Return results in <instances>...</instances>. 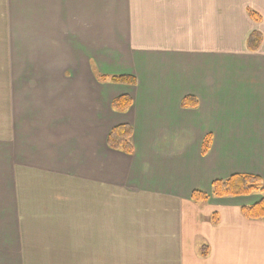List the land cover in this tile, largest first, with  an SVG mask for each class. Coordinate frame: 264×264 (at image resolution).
<instances>
[{
  "label": "crops",
  "instance_id": "1",
  "mask_svg": "<svg viewBox=\"0 0 264 264\" xmlns=\"http://www.w3.org/2000/svg\"><path fill=\"white\" fill-rule=\"evenodd\" d=\"M3 123L0 264H264V219L242 214L262 195L211 196L264 181V0H0ZM123 125L133 155L107 144Z\"/></svg>",
  "mask_w": 264,
  "mask_h": 264
},
{
  "label": "trees",
  "instance_id": "2",
  "mask_svg": "<svg viewBox=\"0 0 264 264\" xmlns=\"http://www.w3.org/2000/svg\"><path fill=\"white\" fill-rule=\"evenodd\" d=\"M255 14L252 17L255 18ZM261 34L255 32L248 39V47L251 51H257L261 45ZM96 76L102 84L128 85L136 86L137 79L128 75H102L96 73ZM132 105L129 97H120L112 102V108L117 112H127ZM198 101L192 97H187L182 101V108H197ZM133 129L129 125L118 126L109 134L107 144L110 149L120 151L128 155L134 154L132 143ZM212 143V137L208 136L204 139L202 146V155L206 156L209 153ZM253 194L262 195V200L250 207L242 208V214L250 220L264 219V181L260 177L253 175L238 174L226 180H218L212 184V197L227 198V197H243ZM210 195L200 192H194L192 200L195 202L207 203Z\"/></svg>",
  "mask_w": 264,
  "mask_h": 264
},
{
  "label": "rangeland",
  "instance_id": "3",
  "mask_svg": "<svg viewBox=\"0 0 264 264\" xmlns=\"http://www.w3.org/2000/svg\"><path fill=\"white\" fill-rule=\"evenodd\" d=\"M134 16V14H133ZM103 75V74H102ZM74 84V78L71 79V83L70 84ZM5 94V93H3ZM115 100V99H114ZM113 100V101H114ZM113 109V108H112ZM114 110V109H113ZM52 111V110H50ZM115 111V110H114ZM117 112V111H115ZM51 115H55L54 112L52 111V113H50ZM56 115H60L59 112L56 113ZM62 116V115H61ZM74 121V117L71 116L70 117V121ZM10 129V124L8 126H6V123L0 124V138H2V135H6ZM69 142H72V140H69ZM73 150V147H69V153H71V151ZM38 238V237H36ZM6 239L5 236H1L0 237V249L3 247L5 248L7 244H3V241ZM72 243H75V236L72 237ZM36 242H39L38 239H36ZM46 255L50 254L52 256V264H81V262L79 261L82 257L85 256V253L83 252H79V255L77 252H61V253H45ZM10 258H7V256L5 255L3 258V262L6 263L7 260Z\"/></svg>",
  "mask_w": 264,
  "mask_h": 264
}]
</instances>
